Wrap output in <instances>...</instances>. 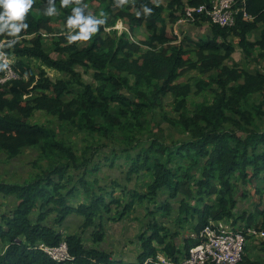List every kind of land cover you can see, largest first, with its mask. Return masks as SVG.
<instances>
[{"label": "trees", "instance_id": "trees-1", "mask_svg": "<svg viewBox=\"0 0 264 264\" xmlns=\"http://www.w3.org/2000/svg\"><path fill=\"white\" fill-rule=\"evenodd\" d=\"M89 3L99 6L95 14L85 7ZM204 4L208 6L210 0H168L166 5L161 0H70L67 7L55 0L56 17L44 15L48 0H39L26 14L27 29L16 38L0 33L19 76L0 88V151L14 160L39 148L28 179L0 182V199L6 202L0 217V264H124L103 249V228L121 222L137 207L146 209L148 222L138 236V260L127 264H140L158 253L179 256L201 243L198 236L211 221L233 220L235 225L240 219L245 228L235 229L264 231V129L254 128L256 119L264 123V71L252 72L233 62L237 47L245 57L259 51L255 61L264 60V0H246L250 19L240 12L232 27L210 24L211 35L193 47L187 38L178 43L168 31L169 24L188 7ZM145 5L150 14H145ZM76 6L105 22L90 39L69 42L66 21ZM117 21L129 31L114 29ZM260 26V35L253 38ZM140 27L151 35L141 44L131 42L129 36ZM56 34L60 38L54 52L59 59L43 47L46 36ZM11 39L16 43L9 46ZM142 45L148 49L142 50ZM78 67L91 74L93 82H85ZM4 68L0 65V73ZM49 71L60 76L52 77ZM192 71L207 75L197 81V94L209 91L213 99L190 110L191 86L177 81ZM256 94L261 95L259 102L253 101ZM169 95L174 99L173 115H163V120L183 133L182 138L167 145L153 134L142 142L138 134L150 131L157 109H164ZM35 111L57 118L76 134L106 141L119 138L121 148L129 147L121 167L126 168L125 182L132 188L113 177L111 184L101 185L103 166L96 163L100 146L79 154L63 133L30 123ZM130 149H136L134 154ZM118 158L111 149L102 162L112 168ZM249 190L259 202L249 215L239 212L237 218L238 196L246 198ZM147 204L156 210H147ZM70 217H81L82 231L93 229L90 245L81 234L63 232ZM181 228L187 229L182 250L174 240ZM246 238L250 241L252 236ZM260 240L264 249V239ZM62 242L71 255L67 262L59 263L40 249L41 244L57 247ZM242 263L251 264L247 254Z\"/></svg>", "mask_w": 264, "mask_h": 264}, {"label": "rangeland", "instance_id": "rangeland-1", "mask_svg": "<svg viewBox=\"0 0 264 264\" xmlns=\"http://www.w3.org/2000/svg\"><path fill=\"white\" fill-rule=\"evenodd\" d=\"M34 2H38L39 0H33ZM168 0H161V2L166 5ZM85 7L89 9L90 14H95L97 10H99V6L89 3L86 4ZM56 17L59 15V13L54 14ZM167 16V13H166ZM57 22L60 24V29H64V26L62 25V22L57 20ZM169 24V22H168ZM114 29H118V32L121 33L122 31H127L128 27L126 24H124L122 21H117L116 26ZM210 23L203 22L201 25H188L180 28L178 30V33L180 35V42L184 39H188L191 42V47L194 46V44L199 41L203 40L207 37H209L210 34ZM262 30V26H260L259 29L255 30L253 32V38H256L260 35ZM112 33V29L108 30V32ZM129 31V30H128ZM168 31H171V26L169 24ZM173 31V29H172ZM131 35V33H129ZM171 35L173 33H170ZM151 35V32H149L145 27H140L135 30V32L132 33L131 36H129V40L134 43L141 44L142 42H145L148 37ZM46 36V35H45ZM173 36H175L173 34ZM29 38V37H28ZM59 35L56 34L54 37L46 36L44 41V49L45 51L52 56L54 59H59L61 56L54 52L55 45L54 43L59 42ZM81 47L84 46V44L80 45ZM148 48L146 46L142 45V50H147ZM236 55L234 56V63L239 64L240 67L245 68L249 71L254 72L256 69H260L261 71H264V60L262 61H255V59L258 57L259 51H256L253 53L252 57H245L243 53L240 52V49L237 47L236 49ZM35 63V62H34ZM228 63V62H227ZM231 61H229L228 65H231ZM35 65L40 66V63L36 62ZM35 72L38 73V68H35ZM78 70L82 71L85 75V82L91 83L93 82L91 74H86V70L83 68L78 67ZM50 76L52 77H59L60 75L55 73V71H49ZM207 75H203L197 71H192L187 73L185 76L181 77L177 84L187 85L189 84L191 86V93L188 97V103L190 110H193L196 108L198 104L201 103H211L213 99V94L209 91H205L203 93L197 94L198 92V86L197 81L199 79L206 78ZM76 87L72 92V94H76ZM36 96V95H34ZM261 100V95L256 94L254 95L253 101L259 102ZM173 95H169L168 98L164 100L165 106L164 109L160 111V109H157L158 116L154 123H150V128L147 130L150 131H142L138 134V139H140L142 142L146 141L147 138L152 137L153 134H157L160 137L163 138L165 141V144L172 145L173 141L179 140L182 138L183 133H181L178 129H171L169 125L163 120V115L172 116V105H173ZM247 109L251 110L250 106H246ZM33 124H40L44 125L50 128H53L54 130L63 133L65 136L70 138V141L74 143L75 147L78 149L79 154H83V152L90 146H100L101 152L96 157V163H101L103 166V172L101 173V177L103 178L100 182L101 185L104 184H111L113 179L121 178L122 184L125 186H129L132 188V185L126 184L125 179V172L126 168H122L125 163V160L123 159L125 155H123V152H126V149L121 148L123 146L120 142V139L117 138L115 141H106L104 138H100V136H93L88 133H79L76 132V130L72 127H66L65 125L62 126V124L57 120V118L50 116L44 111H35L34 116L29 121ZM256 127L255 129H264V123L261 121V119H256ZM229 128L231 126H228ZM235 129V128H233ZM238 132V130H235ZM76 132V133H75ZM239 135L244 136L242 132H238ZM111 149H114L116 154L118 155V159L115 161V167H110L109 163H104L102 161H105V157L107 155L111 154ZM128 150V149H127ZM136 149H130V151L133 152ZM39 154V148H32L29 150H26L24 154L20 157V159H14L9 160L7 159V156L4 152L0 151V182H6V183H23L25 179H28L31 172L34 171V166L32 165V162L37 160ZM135 156V155H134ZM111 158V156H110ZM46 165V163H44ZM113 177V179H111ZM243 185H241L242 187ZM264 186V185H263ZM262 186V187H263ZM240 192V189L238 190ZM251 194V195H250ZM238 205L235 208L234 211H238L235 215V217L238 218L239 212H245L249 215V213L253 212L255 210V204L259 202V196L254 195L253 191L249 190L248 193H246V198L243 196H238ZM264 202V199H263ZM196 202L193 201L192 205H194ZM6 202L2 199H0V217L1 214L5 211ZM148 207L147 210L155 211L154 207L151 204H147ZM159 216V215H158ZM259 219V218H258ZM144 220V221H143ZM239 222L235 225H233V220H229L224 224H232L233 226H241L245 227V224L243 222ZM148 222L146 217V209L137 207L136 211L129 212L126 216H124L123 220L116 224L108 225L107 227L103 228L104 232V238L102 241V247L103 249L107 250L109 253H111V256L113 255L114 258H117L118 260H122L124 264L129 263H135L138 260L139 252L141 251V244L138 236L142 233V231H139V228H146L145 225H142L143 223L146 224ZM82 220L81 217H70L67 222L64 224L65 227H63L64 233H72L75 235H80L82 238H84L85 243L91 244L92 236H93V229H84L82 231ZM191 225V221L186 223L185 226L189 227ZM175 229V228H174ZM185 233V231H184ZM259 238V237H257ZM253 238L254 240L248 241L245 249V254L250 252L251 250L254 251L255 248H257V244L259 246L261 241H258L259 239ZM258 242V243H257ZM249 250V251H248ZM253 253V252H251ZM250 253V255H251ZM257 253V254H256ZM254 255H252V259L260 261L258 264H264V253L262 252H256ZM249 255V254H248ZM249 255V256H250ZM242 264V262L240 263Z\"/></svg>", "mask_w": 264, "mask_h": 264}, {"label": "built area", "instance_id": "built-area-1", "mask_svg": "<svg viewBox=\"0 0 264 264\" xmlns=\"http://www.w3.org/2000/svg\"><path fill=\"white\" fill-rule=\"evenodd\" d=\"M210 0V4L198 7H188L182 16L171 26L173 34L179 38L178 30L182 26L195 24L207 18L212 25L232 27L236 23L237 15L242 12L246 20L250 17L246 13V0ZM4 65V73H0V88L6 83L18 79V74L12 66L9 54L4 50V43H0V65ZM247 235L264 238V231L255 228L237 230L230 224H217L211 221L200 232L198 238L201 243L190 248L188 252L177 257H170L159 253L150 257L142 264H240L243 260L247 245ZM41 249L58 261L70 258L68 245L62 242L58 247L44 244Z\"/></svg>", "mask_w": 264, "mask_h": 264}, {"label": "clouds", "instance_id": "clouds-1", "mask_svg": "<svg viewBox=\"0 0 264 264\" xmlns=\"http://www.w3.org/2000/svg\"><path fill=\"white\" fill-rule=\"evenodd\" d=\"M69 3H70V0H61V4L63 7H67L69 5ZM32 4H33V0H0V33H6L9 37L16 38L18 36V34L23 29H27L28 24L25 22V17H26V14L28 13L29 9L32 7ZM56 10L57 9H56V5H55V0H48V6L44 10V15L52 16L56 13ZM151 11L152 10L150 8H148L146 5L144 6L145 14H150ZM137 14L139 15V13H137ZM104 22H105L104 19H98L92 15H85L83 7H80V6L73 7L72 8V14L68 16L67 21H66V25L69 29V35L67 36V40L69 42H75V41H79V40L86 41V40L90 39L92 34L97 32L98 25H101ZM172 25L173 24H171L170 26H172ZM190 25H192V24H190ZM186 26H188V25H186ZM182 27H184V26H182ZM74 29H78V31L73 32L72 30H74ZM127 31H128V29H127ZM169 33H173L172 30L169 31ZM178 40H179V38H178ZM2 42L5 43L6 41L5 40L0 41V43H2ZM179 42L180 41H178V43ZM15 43H16V39H11L8 41L9 46H11ZM9 56H10V54H9ZM10 59L12 61L11 56H10ZM230 225L233 226L232 224H230ZM233 227H235V226H233ZM242 228H245V227H242ZM252 238H257V237L252 236ZM257 239H264V238H257ZM41 245H40V249H41ZM42 251L45 252L44 250H42ZM186 252H188V251H185L184 253H182L180 255H183ZM68 253L70 255L69 248H68ZM162 254H164V253H162ZM52 259H54V258H52ZM70 259H71V255H70L69 259H66L64 261H58L56 259H54V260L61 263V262H67ZM142 263H140V264H142Z\"/></svg>", "mask_w": 264, "mask_h": 264}, {"label": "crops", "instance_id": "crops-1", "mask_svg": "<svg viewBox=\"0 0 264 264\" xmlns=\"http://www.w3.org/2000/svg\"><path fill=\"white\" fill-rule=\"evenodd\" d=\"M67 222V221H66ZM65 227V226H64ZM143 229L144 228H139V231L141 232V231H143ZM177 229V228H176ZM146 230V229H145ZM144 230V231H145ZM187 229H185V228H181L180 229V234L178 235V237H176L174 240H175V244H176V246L178 247V248H180L181 250L184 248V245H185V241H184V235H185V233H184V231H186ZM176 230H174V232H175ZM252 240H254L253 238L250 240V241H252ZM258 241H261L260 239L258 240ZM258 243V242H257ZM249 251V250H248ZM251 252H253L254 254L256 253V252H262V253H264V249L261 247V246H259L258 244H257V248H255L254 249V251L253 250H251L249 253L247 252L246 254H247V256H248V258H249V260L251 261V264H258V263H260V261H258V260H253L252 259V255H254L253 253H251ZM250 253H251V255H250ZM250 256H249V255ZM257 254V253H256ZM242 264H244V263H242Z\"/></svg>", "mask_w": 264, "mask_h": 264}]
</instances>
